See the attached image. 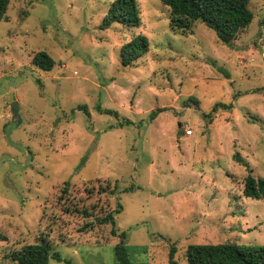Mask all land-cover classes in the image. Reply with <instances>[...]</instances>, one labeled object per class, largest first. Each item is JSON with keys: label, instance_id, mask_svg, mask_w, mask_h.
Wrapping results in <instances>:
<instances>
[{"label": "rangeland", "instance_id": "1", "mask_svg": "<svg viewBox=\"0 0 264 264\" xmlns=\"http://www.w3.org/2000/svg\"><path fill=\"white\" fill-rule=\"evenodd\" d=\"M113 1L10 0L0 22V264L42 238L62 259L49 264H116L110 225L79 228L117 202L131 264H168L171 246L186 264L189 245H264V200L242 195L248 170L264 178V0L232 46L201 22L173 32L158 0H136L138 27L102 30ZM138 36L148 51L125 67ZM39 51L50 72L31 64Z\"/></svg>", "mask_w": 264, "mask_h": 264}, {"label": "trees", "instance_id": "2", "mask_svg": "<svg viewBox=\"0 0 264 264\" xmlns=\"http://www.w3.org/2000/svg\"><path fill=\"white\" fill-rule=\"evenodd\" d=\"M165 6L170 14L169 27L173 32L186 34L193 22H201L216 35V38L224 45L232 46L236 36L244 32L253 19L249 3L251 0H158ZM10 0H0V22L5 20ZM118 23L128 27H138L141 23V11L136 0H114L105 15L101 29L105 30L112 24ZM264 29V19L260 22ZM148 51L147 40L144 36H138L121 47V60L123 66H129L141 55ZM31 64L44 72H50L54 68V60L44 51L35 53ZM80 110L89 116L85 106ZM155 111L151 113V120L155 117ZM234 159L244 165L238 153ZM69 183H65L68 186ZM67 191L64 188L59 198ZM125 189L123 192H127ZM116 191L111 190V197ZM242 195L252 200H264V178L255 179L248 175L243 180ZM122 210L119 202L116 209L102 217L96 218L79 228V232H91L95 224L110 225V234L119 238V243L114 246L116 264H131L125 247L126 235L118 233L115 227L114 216ZM83 217H92L87 210H79ZM4 239V237L2 238ZM175 247L171 246L168 253V264H178L174 260ZM186 264H264V245H239L234 242L220 244H197L189 245L184 253ZM9 258L17 264H49V260L61 262L59 254L53 252V246L45 239L34 244L23 246L20 250L14 251Z\"/></svg>", "mask_w": 264, "mask_h": 264}, {"label": "water", "instance_id": "3", "mask_svg": "<svg viewBox=\"0 0 264 264\" xmlns=\"http://www.w3.org/2000/svg\"><path fill=\"white\" fill-rule=\"evenodd\" d=\"M10 111H11L12 121L14 123L17 122V124H19L21 120H20V116H19L18 108H17L16 104H12L10 106Z\"/></svg>", "mask_w": 264, "mask_h": 264}, {"label": "built area", "instance_id": "4", "mask_svg": "<svg viewBox=\"0 0 264 264\" xmlns=\"http://www.w3.org/2000/svg\"><path fill=\"white\" fill-rule=\"evenodd\" d=\"M187 135H190L191 134V131H185Z\"/></svg>", "mask_w": 264, "mask_h": 264}]
</instances>
